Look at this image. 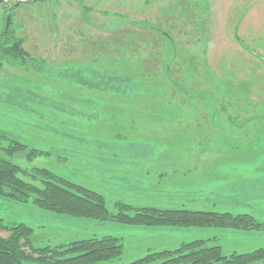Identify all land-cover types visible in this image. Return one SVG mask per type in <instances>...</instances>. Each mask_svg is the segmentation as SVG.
I'll return each mask as SVG.
<instances>
[{
    "label": "rangeland",
    "instance_id": "1",
    "mask_svg": "<svg viewBox=\"0 0 264 264\" xmlns=\"http://www.w3.org/2000/svg\"><path fill=\"white\" fill-rule=\"evenodd\" d=\"M15 1L26 2L6 11ZM5 3L0 34L21 39L28 60L0 66V132L25 145L9 160L37 187L33 170L45 169L98 193L110 218L0 197V219L30 227L33 249L119 239L121 256L94 264H130L195 240L220 246L225 256L264 248V231L111 218L124 204L264 222V0ZM31 150L37 154L28 159ZM32 248L23 246L30 258L39 256Z\"/></svg>",
    "mask_w": 264,
    "mask_h": 264
},
{
    "label": "trees",
    "instance_id": "2",
    "mask_svg": "<svg viewBox=\"0 0 264 264\" xmlns=\"http://www.w3.org/2000/svg\"><path fill=\"white\" fill-rule=\"evenodd\" d=\"M44 1V0H37ZM26 1H15L6 11L19 7ZM4 6L7 3L4 2ZM26 52L22 48L21 39L7 34H0V66L16 63L23 66L28 62ZM0 140L7 141L6 147H0V197L15 202L26 203L31 197L38 208L56 214L77 218L105 221L110 218L104 198L85 187L70 183L45 169H34L32 178L39 179L41 187H37L19 178L23 171L14 164L10 157L25 150V145L0 132ZM37 154L31 150L27 158ZM116 222L129 225H140L155 228H217L240 231H264V222L256 220L249 214H231L206 209L186 208H132L118 204ZM129 210L135 213L129 214ZM0 264H23L32 260L43 264H94L119 258L122 245L119 239L105 236L76 240L68 244L32 248V229L23 223H5L0 219ZM208 240L183 242L173 250H160L149 253L130 264H252L264 259V248L249 253H232L223 255L218 245L207 246ZM29 246L39 256L30 258L23 246Z\"/></svg>",
    "mask_w": 264,
    "mask_h": 264
},
{
    "label": "water",
    "instance_id": "3",
    "mask_svg": "<svg viewBox=\"0 0 264 264\" xmlns=\"http://www.w3.org/2000/svg\"><path fill=\"white\" fill-rule=\"evenodd\" d=\"M6 1H8V0H0V4L1 3H4ZM10 20H11V16L10 15H7V17H6V23H5V29H4V32L5 33L7 32L8 28H9Z\"/></svg>",
    "mask_w": 264,
    "mask_h": 264
}]
</instances>
